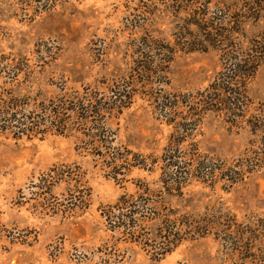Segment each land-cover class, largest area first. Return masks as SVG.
I'll return each mask as SVG.
<instances>
[{
	"label": "rangeland",
	"instance_id": "1",
	"mask_svg": "<svg viewBox=\"0 0 264 264\" xmlns=\"http://www.w3.org/2000/svg\"><path fill=\"white\" fill-rule=\"evenodd\" d=\"M8 102L0 264H264V0H0Z\"/></svg>",
	"mask_w": 264,
	"mask_h": 264
},
{
	"label": "trees",
	"instance_id": "2",
	"mask_svg": "<svg viewBox=\"0 0 264 264\" xmlns=\"http://www.w3.org/2000/svg\"><path fill=\"white\" fill-rule=\"evenodd\" d=\"M253 65V66H257L258 65V59H254L252 61L249 62L248 65ZM234 71L235 73H237L239 76L238 78L242 77V78H247L249 76H251L252 72L251 70H243L242 68H239L238 66L234 67ZM215 91H218L219 89H214ZM215 99H212V101H214ZM16 103L15 102H8L7 104H5L4 106H1V113H0V117H2L4 120H6L8 122V124H10V121L15 122L16 120V115L15 112L16 111ZM15 108V109H14ZM91 110L86 112L85 116L83 117L84 120H90V122L93 124V122L96 123L99 122V127L101 129V131H104V127L103 124H101V122L99 120H97L95 114L96 112H94L92 109L93 107L90 106ZM55 115V114H54ZM9 116V117H8ZM58 117V116H56ZM81 118V116H80ZM92 119V121H91ZM62 120V119H60ZM29 124L31 128H28L26 131H29L30 133H36L37 130L34 129L37 125V121H34L33 119H29ZM64 122V121H63ZM17 124V122H16ZM39 124V123H38ZM63 124V123H62ZM60 124V126L62 125ZM25 124H22V126H24ZM101 125V126H100ZM105 133V132H104ZM92 139H97L99 142L103 143L104 146L108 147L107 149L112 150V148H110L108 146L109 141H111L110 143H112V141L114 140L113 137L111 138H106L105 134L102 133V138L100 137V135L98 136H92ZM174 158V156H173ZM173 158L172 157H168L166 158L165 161H162L163 163H166L163 165V169H162V173H161V177H160V183L162 185V187L166 190L167 188L170 189L171 186L175 187L174 191H179L181 189V185L183 184L182 180H184V177L182 176L181 173H179L178 169L179 166L178 164H174L175 162H173ZM202 171L201 167H197L196 168V172ZM166 179V180H165ZM137 203L134 201H130L126 198L125 195L121 196L117 203L112 206L109 207L108 210H106V212L103 213L104 218L110 220V218H114L118 221H124L122 222V226L126 227L127 229L130 230H135L134 228L138 227L136 225L135 222L138 221H142V219L146 218L147 214L145 212H137ZM115 212L117 213V216H115ZM150 216V215H148ZM154 218L157 219V216ZM161 220V217H158V220ZM162 221V220H161ZM159 222V221H158ZM166 222H162L160 223V230H159V234H158V239H159V244L161 245L160 249L162 250V254H167L169 252H171L172 248H175V246L178 243V240L176 238L175 234H172V231H166V230H174L173 227H166V230L163 229V226L165 225ZM162 224V227H161ZM185 225V224H184ZM175 230H180V229H175ZM198 234H202L199 233Z\"/></svg>",
	"mask_w": 264,
	"mask_h": 264
}]
</instances>
